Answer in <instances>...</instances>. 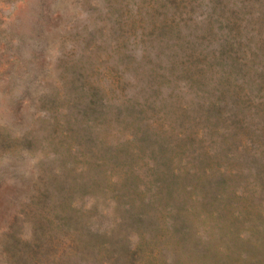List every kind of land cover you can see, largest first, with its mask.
Here are the masks:
<instances>
[{
    "label": "rangeland",
    "instance_id": "obj_1",
    "mask_svg": "<svg viewBox=\"0 0 264 264\" xmlns=\"http://www.w3.org/2000/svg\"><path fill=\"white\" fill-rule=\"evenodd\" d=\"M0 264H264V0H0Z\"/></svg>",
    "mask_w": 264,
    "mask_h": 264
},
{
    "label": "trees",
    "instance_id": "obj_2",
    "mask_svg": "<svg viewBox=\"0 0 264 264\" xmlns=\"http://www.w3.org/2000/svg\"><path fill=\"white\" fill-rule=\"evenodd\" d=\"M172 186H173V184L170 185L169 187H164V186H162L161 188H165L166 195H169L170 198H175V196L172 195V194H174V192H176V190H172V189H171ZM172 202H173V201H172ZM173 205H174V202H173ZM173 205H170V210H168V211L173 212V215H172V216H174L173 218H177V219H178V224L181 223V225H182V226H180L181 228H180L179 232L176 233V234H177L176 236H178V242L176 243V245L179 244V243H181V244L183 245L185 242H189V240H190L189 228H188V226L186 225V221H187L186 218H187L188 214L190 213V210L185 211L183 208H181L182 210H177V208H175V206H173ZM176 207H177V206H176ZM168 209H169V208H168ZM173 218H172V219H173ZM175 220H176V219H175ZM171 225H172V226H171ZM169 226H170V227H173V228H176L177 223H174V222L172 221L171 224H169ZM178 228H179V227H178ZM176 229H177V228H176ZM194 235H197V233L194 234ZM192 249H193V248H192ZM192 249L190 248L189 252H190ZM191 252H192V251H191ZM192 253H193V252H192Z\"/></svg>",
    "mask_w": 264,
    "mask_h": 264
}]
</instances>
